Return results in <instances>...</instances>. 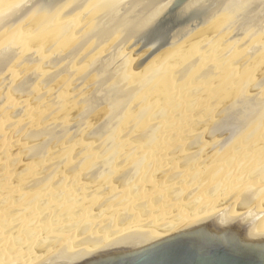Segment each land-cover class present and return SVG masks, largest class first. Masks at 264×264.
Wrapping results in <instances>:
<instances>
[{
    "label": "bare ground",
    "instance_id": "bare-ground-1",
    "mask_svg": "<svg viewBox=\"0 0 264 264\" xmlns=\"http://www.w3.org/2000/svg\"><path fill=\"white\" fill-rule=\"evenodd\" d=\"M172 12H175L174 17L177 21L169 36L167 46L157 51L159 54L154 58L155 60L145 63V67L141 68L142 70L132 71L129 68V71L127 69V72H125V69L124 71L122 69L121 74L123 75L119 76V69L126 67L133 69L132 62L136 58L128 54V58L121 59L126 62V64H123L125 67H123L122 62H116L118 54L124 53L128 47L140 38L142 39L151 28L169 17ZM260 20L264 22V0H185L175 9L166 13L153 12L148 0H56L38 14L28 17L18 15L4 0H0V101L4 107L8 106L7 102L6 105L4 103L6 99H3L4 90L7 88L9 90L5 95L8 98L21 97L27 89L33 87L39 93L34 94L37 98L35 101L29 100L28 102L25 100V103H27L25 105L18 102L13 107H5L7 112L12 114L8 116V113L7 115L11 119H6L7 117L0 118V146H3H1L2 149L7 147L9 153H15V149L13 150L14 145H19L17 146L19 149L16 147V150L21 151H19L20 156L16 153L19 157L16 162L19 161L22 165L18 163L20 166L14 168L15 172L13 173L7 168L9 171L4 170V172L2 171L4 174H1L5 177L0 178V264H94L106 257L109 258L115 254H127L177 233L197 230L201 227L217 234L230 233L244 241L264 242V226H261V222L264 221V159H253V157L259 155L258 152L262 153L264 150V141L259 142L262 143L263 148L258 147L257 144L258 140L263 137L264 132L251 141L249 155L231 149L220 153L217 156L216 163L205 164L208 167L203 165L189 166V163L194 160L188 154L194 141L191 140L192 138L189 140L188 137L192 134H196V136L199 134L201 125H198V122L203 120L202 116L204 115L201 114L200 110L196 111L195 106L204 99L202 96L205 92V95L209 96L206 95L213 104L216 102V99L213 98L221 96L211 92L213 91L211 88L215 86V89H217L220 86L216 85L215 81L205 78L207 75L202 81L208 79L209 83L212 82L211 84L201 82L203 74L200 79L198 75L199 81L192 80L195 83L191 81L188 84L183 81L190 74H193L189 73L187 76V69L193 65L194 69L196 67L197 71L202 69V72L212 75L214 79L222 78L235 83L239 82L238 68L229 67L215 70L214 65L208 64L205 55H212L211 58H215L216 60H213L219 62L220 60L226 61L224 57L227 54L232 55L233 52L234 55H237L235 62L238 64L234 63L238 67L242 66L239 63L241 61L245 64L251 61L253 53H249L248 49L259 37L257 25ZM213 35L221 36V44L219 42L214 43ZM262 39L264 40V37L260 36L257 43ZM17 45L22 48L21 55L18 51L20 48ZM216 49H220V52L216 51V53H222L220 60L217 59L219 56L216 57L217 54L214 53ZM235 49L240 50L237 52ZM22 53L25 54L22 55ZM34 53L43 58L35 57ZM219 53L218 55H220ZM258 53L260 59L257 62H260V65L264 68V43L258 48ZM166 74V78L169 80L167 84L169 90L165 93L167 96H164L167 98L153 100L155 96L152 98L151 93L153 91L156 93L157 88L151 87V93L146 94L151 97L148 96V99L144 100L147 96L143 95L144 99L138 102L140 108H142L139 110L140 113L138 111L140 115L137 114L138 116L142 115V118L137 119V115L135 116L136 119L134 118L135 120L129 118L130 121L131 119L134 120L133 123L132 121L130 123L137 129L135 135L138 136L135 138L136 140L134 139L135 142H138L139 138L143 142L134 144L126 140L129 138H125L123 142H120L123 135L130 134L127 132L120 131L116 135H110V130L107 131V129L115 124L113 123L115 119L112 120L110 117L114 113L112 110L124 107L129 98H132L130 92H126L130 93L129 95L126 93L123 95V91H127L125 83L128 82L126 81L130 80L132 82L133 80L134 82L135 80L137 83L139 82L141 85H137L136 82H134L136 84L133 82L131 84L141 86L136 88V91H141L146 88L145 86L166 76ZM8 76L13 78V83L10 82L11 78L9 80ZM121 76L127 77L124 79L125 82L123 80L122 86L124 87H121L120 84L115 85L117 82H121L117 80ZM181 76L185 79L180 80L183 78ZM90 81H94L99 87V96H93L91 93L82 94L83 92L76 94L81 100L95 102L93 106L81 110V114L76 116H79L77 120H81L84 116L85 120L89 116L93 119L92 121L90 118L94 123L90 122V119L85 121V123L89 121L88 125L90 124V127L88 126L85 129L87 131L85 137L81 139V142L70 140L72 145L69 149L60 151L59 154L62 156L56 154V160L57 157H59V160H52L56 165L53 166V170L49 168L47 165L49 163L45 158L40 160L41 163L37 162V158L33 160L34 155L32 154L35 148L32 143L30 144L32 146L30 150L24 149L21 145V136H27V133L24 132L26 131V121L33 120L32 116L35 118L34 113L36 111L33 109V112L30 111L29 105L37 101L42 106V98L46 95L55 93L54 96L56 97L58 90L53 92V89H58V84L66 87L70 85V87L76 89L79 86L84 87V84ZM145 81L147 82L145 83ZM9 83L13 85L11 86ZM263 85L256 84L255 86L258 87L259 91ZM118 87L122 89L120 91L122 94L118 92V96L123 98H118L117 94L115 95ZM253 89L255 90L256 87ZM138 91L135 93H138ZM262 92L264 93V90ZM108 93L109 95L114 94L118 99L114 97L116 101L113 103L111 101L110 104L108 99H111L112 96H108V101H105L107 97L105 95ZM191 95L196 96L197 99L195 100ZM164 96L160 97L164 98ZM252 97L253 95L244 102L240 103L239 101L238 104L235 96L234 99L231 98L227 101H231L232 104L224 103L225 105H222L223 107L219 109L220 112L218 111L221 120L219 116H216L217 111L214 115L211 111L204 112L205 115L208 113L210 115L208 123L211 118L212 121H214V117L219 119L217 122L215 119L211 127V131L214 129V132L218 131V134H212L211 131L206 132H211L213 136L215 134L216 139L217 137H224L219 135L221 131H224L222 133L226 135L230 134L228 135L230 138L227 136L229 139L236 137L250 121L264 111V101L256 102ZM29 98H32V96ZM201 98L203 99L200 101ZM160 101L162 104H159ZM40 102L42 103L40 104ZM61 102V99L57 101V108H61ZM122 102L123 104H121ZM115 105L118 107L114 108ZM17 106L20 107L16 108ZM156 106L159 108H156ZM57 110L59 112V109ZM135 110L137 111V108ZM14 116H17L19 120L14 121ZM23 117L26 118L23 119ZM113 117L115 118V116ZM153 119H157V121L152 122ZM169 119L174 123V127L171 125L168 130L164 131L165 129L162 128L167 126L166 123ZM20 121H22V125L18 127L25 129L21 135L18 137L14 135L11 138L4 136L6 132L16 128L15 124ZM42 123L43 121L38 124L40 125L38 129L32 133L35 134L39 130L48 133L51 131L49 129L55 131L54 128L62 129L63 127L60 122L53 123V127L50 128ZM226 129L230 130V133H225ZM53 131L52 134L50 133L52 138L55 136ZM105 131L109 134L108 137H106ZM178 131L181 134L185 132L186 138L182 137L180 139V133H178V137L174 138L175 133ZM144 132L147 134H144ZM50 134L48 133L51 137ZM48 135L44 137L50 139ZM104 135L106 138L103 139ZM208 136L211 137L207 134ZM100 137L104 146H98L97 150H108L109 154L104 153L103 158L106 159L105 156L107 155L109 157L102 160L104 151H98V153L102 152L99 155L100 160L95 161L93 159L91 161L92 158L87 154L89 146L92 145L90 142L99 145ZM57 138L54 139L57 141ZM40 139L35 138L32 141L36 144L37 140ZM182 139L186 140L182 141ZM210 139H213V142L216 140L215 136ZM222 139L219 143L225 147L224 144L227 139L225 138V142ZM144 140L147 143L142 148L144 154L137 151L141 155L138 154L139 156L135 155L133 157L131 152L134 150L130 148L131 150H125V154L119 156L118 152L126 146L137 145L140 148ZM211 140L207 141L211 143ZM49 141L52 142L51 140L47 142ZM117 141H119V145ZM162 141L166 142L165 145L158 147ZM217 141H219V138L215 142ZM14 142L15 144H13ZM42 142L36 144L37 146L35 145L36 149L39 147L38 145L41 146V144L47 143L44 140ZM185 143L187 149L183 148ZM207 143L201 141V144L197 146L198 151L211 150V148H208ZM47 144L44 145L45 150L49 145ZM171 145H174L172 149ZM12 146L14 147L11 148ZM118 146L120 150H117L118 156L116 157L115 150ZM223 146L222 148H224ZM163 150L169 151V153L165 151L164 157ZM66 153H69V155ZM159 153L163 154L162 157L157 156ZM170 153L171 156L168 157ZM5 154L2 155L4 159L7 157L4 156ZM8 155L11 158L10 154ZM76 155H79L81 160ZM152 156L153 158H150ZM8 157L7 159H10ZM72 157L79 159V161L76 159V166L79 169L83 168V172L76 177H74L75 173L72 175L73 177H66L65 175L61 177L56 171L57 166L61 167L63 165V158L70 159ZM116 158L118 160L119 158L122 159L116 163ZM10 160L11 165L13 161ZM173 160H176L177 164ZM107 161L111 162L107 163ZM128 161L140 165L141 170L131 173L128 171L132 166L130 164L131 166L129 165L128 168H119L123 169L121 172L116 171L117 166L128 165ZM6 163L8 164V161ZM122 163L125 164L122 165ZM240 165H243L240 171L246 172L249 169L254 171L252 177H256L258 183H255L251 178L246 180L245 177L238 176L237 172L234 171V167L238 168ZM8 167L10 168V166ZM28 170H31L30 172L34 171V173L39 170L38 173L41 174L40 176L43 179L36 184H29L28 181L31 178H27L29 176ZM71 170L74 171L75 169ZM183 175H186V178L188 175L191 180L204 176L208 177L205 185L213 187L214 192L234 187L241 194L233 199L231 209L222 208L224 202L211 203L213 209L218 211L214 213L206 211L204 205L205 194L202 193H200L201 196H195L190 205H184L182 203L184 199H182L180 192L185 186L182 179ZM154 176H166L167 182L157 184ZM56 177L57 179H55ZM214 177H216L215 181ZM65 179H68L67 183L64 182ZM108 179L111 180V183H103L102 180ZM122 186L125 190L123 189L124 191L120 192ZM27 187L32 188L30 190L32 192L28 193ZM96 188H98L97 192L104 196L101 202L98 203L91 193ZM22 189L23 192H21ZM90 189L93 190L89 192ZM215 189L217 190L215 191ZM173 193L177 197H181L177 202L163 201L164 197H170ZM257 203L260 211L252 209ZM191 206L195 207V210L189 212ZM109 218H116L119 224L111 225Z\"/></svg>",
    "mask_w": 264,
    "mask_h": 264
},
{
    "label": "rangeland",
    "instance_id": "rangeland-1",
    "mask_svg": "<svg viewBox=\"0 0 264 264\" xmlns=\"http://www.w3.org/2000/svg\"><path fill=\"white\" fill-rule=\"evenodd\" d=\"M175 17L174 16H171L170 18H168L167 20H165V22H163V24H160L157 28H156V30H155V33H153L151 36L152 37H148V38H140V40H137L132 46H130V47H128L127 48V50L124 52V53H122V54H118V56H117V59L118 60H116V62H122L121 63V65L123 66V64H126V62H124V61H122L121 59H123L124 57H129V55H131V56H135L134 58H136V59H134V61L132 62V68L133 69H131V67H126V68H121V69H119V71H120V73H118L119 74V76L120 75H123V74H121L122 72H121V70L123 69V71H124V69H125V72H127V69H128V71H129V68H130V70H132V71H138V69H139V71L140 70H142L143 68L142 67H145L144 65H145V63H147V62H151L152 60L154 61L155 59L154 58H156L157 57V54H159V53H157V51L156 50H152L151 48L153 47V45H156V43L158 44H161V45H159L160 47H162V48H164V47H166L167 46V44H168V42H169V36H170V34H171V32L174 30V26H175V24H176V19H174ZM176 20V21H174V20ZM173 20V21H172ZM259 24L257 25V31L259 32V34H258V36L260 37V36H263L264 37V22L263 21H259L258 22ZM213 37H214V43L215 42H219V44H221V36H217V35H213ZM258 37V38H259ZM257 38V39H258ZM257 39L254 41V43H252L251 44V47H250V49H248V52L249 53H253V59L251 60V61H249V62H247L246 64H245V62L243 63L242 61L241 62H239V63H241L242 64V66L241 67H238L237 65H235V63H237V62H235V59L237 58V55L235 54L234 55V53L232 52V55L231 54H227L225 57H224V59L226 60V61H222V60H220V57H222L221 55H222V53L220 54L219 52V50L220 49H216L215 51H214V53H216V51H219L218 53L220 54V55H218V53H216L217 54V56L216 57H218L217 59L218 60H220L219 62L217 61H215L216 59L215 58H213V59H215V60H213L212 58H211V56L212 55H209L208 54V56L207 55H205V57H206V59L208 60V64L209 63H211L212 65H214V69L215 70H218V69H220V68H229V67H236V68H238V70H237V72H239V77H240V81L239 82H232V81H228V80H225V79H222V78H219V79H214V77L211 75H208V74H205L204 73V71L202 72L201 70L202 69H200L199 71H197L196 70V68L194 69V67H193V65H192V67H190L189 69H187V76L189 75V73H193L191 76L189 75L186 79L184 78V77H186L185 76V74H183V76H181V77H183V78H181L180 80H183V79H185V80H183L185 83H191V81L193 80V81H195V80H198L199 81V79L201 78V76H202V74H203V78H201V82H206V83H208V84H211V83H209L208 81L209 80H211V81H215V83H217L216 85H219L220 86V88H217V89H215V86L213 87V88H211V90H213V91H211L212 93H216V94H219L221 97H214L213 99H216V102L213 104V103H211V101H210V99H208V97L205 95V93L203 94V96L202 97H204V99L203 98H201L200 99V103L199 104H196V106H195V109H196V111H201V114H204L203 116L201 115V114H198L199 116H202L203 117V120H201V121H199L198 122V125H201V128H200V131H199V134L196 136V134H192V135H190L189 137H188V139L190 140L191 138V140H193L194 142H192L193 144L191 145V148H189V150H190V152L188 153V154H190L189 155V157L191 158V159H193L194 158V160H192L190 163H189V166H191V165H193V167H195V165H203V166H206L205 164H211V163H216L217 162V156L220 154V153H222V152H227V151H229V150H231V149H236L237 151H239V152H243L244 154H247V155H249L248 154V152H249V150L251 149L250 148V144H251V141L252 140H254L256 137H259L260 136V134H262L263 132H264V111H262L256 118H254L252 121H250L241 131H240V133L236 136V137H234L233 139H229L230 137L228 136V135H230V134H228V133H230L229 131L230 130H228V129H226L225 130V133H227L228 135H226V134H224V133H222V132H224V131H221L220 133H219V135L220 136H224V137H222V138H224V139H222L221 137H217V139H216V135L218 134V131L217 132H214V129H213V131H211V127H212V125H213V123H214V121H215V119H216V122L217 121H219V119H218V117H214L213 119H214V121H212V118H211V120H209V123H208V117H210V115H209V113L207 114V115H205L207 112H212L213 113V115L215 114V112L217 111V115L216 116H219V118H220V120H221V116L220 115H218V111L220 112V110L219 109H221V107H223L222 105H225V104H229V103H231L232 104V102L230 101V102H227V101H229V100H231V98H235V96L237 97L235 100H238L237 102H238V104H239V101H240V103L241 102H244V101H246L250 96H252L253 95V97H252V99L254 100V101H256V102H263L264 101V93L262 92L263 90H264V68H263V66H261L260 65V62H257V61H259V59H260V55H259V53H258V48L264 43V40L262 39L260 42H258L257 43ZM217 40V41H216ZM262 43V44H261ZM217 44V43H216ZM17 47H19L18 45H17ZM134 47V48H133ZM149 47H151V48H149ZM215 47V46H214ZM20 48V47H19ZM161 48V49H162ZM237 52L240 50V49H235ZM18 51H19V54L21 55V51H22V48H20V49H18ZM32 51V50H31ZM33 51H34V49H33ZM36 51V50H35ZM143 51V52H142ZM131 52V53H130ZM25 54V53H24ZM23 53H22V55H24ZM35 54V53H34ZM129 54V55H128ZM36 56H38L39 58L41 57L40 55H38L37 53L35 54V57ZM123 56V57H122ZM136 56H138V57H136ZM37 57V58H38ZM215 57V56H214ZM41 58H43V57H41ZM40 58V59H41ZM126 58V59H127ZM211 58V59H210ZM263 58V57H262ZM203 59V58H202ZM235 62V63H234ZM139 63H140V65H139ZM238 64V63H237ZM40 67V66H39ZM123 67H125V65L123 66ZM142 68V69H141ZM192 69V70H191ZM193 69H194V72H193ZM190 70V71H189ZM208 70V69H207ZM118 72V71H117ZM173 72V71H172ZM172 72H168V73H172ZM176 72V71H175ZM201 72V73H200ZM167 73V74H168ZM177 73V72H176ZM180 72L178 71V74H179ZM207 73V72H206ZM167 74H166V76H163L162 78H159V79H156L155 81H153V82H151L149 85H147V86H145L146 88H144V89H142L141 91H138V93H135V92H137L136 91V88H138V87H141V86H137L138 84H139V82L137 83V81H135L134 80V82H136L137 83V85H134V84H136V83H134L133 82V80H132V82L134 83V84H131L132 82H130V80L129 81H126V80H124V79H126V78H124V76L122 77H119L117 80L118 81H121L120 83H116L115 85H119L120 84V86L121 87H124V86H122V84L126 81V82H128V83H125V88L127 89V91L126 90H124L123 92V95L126 93V92H130V93H132L131 95H132V98L130 99L129 97H127V96H125L126 98H129V100H130V103H129V100H128V102H126V105L124 106V107H121V108H115V107H118L117 105H115L114 106V110H112V111H114V113L112 114V116H110L111 117V119L113 120V119H115V120H113V123H115L114 125H115V127H114V125L112 124L110 127H108V128H110V129H107V131H109V134L110 135H116V134H118V133H120V131L121 132H127V133H133L134 135H130V134H125V135H123L120 139H121V141H120V139H119V141L120 142H123V140H125V138H129V139H132V140H129V139H126L127 141H129V142H133L134 144H139L138 142H143L142 141V139L141 138H139V140H138V142H135V138L138 136L137 134L135 135V133L137 132V129L134 127V125H132V123L134 122V120L136 119L135 118V116L137 115L138 116V114L140 113V109L142 108H140V105H139V101H142V99H144L143 97L147 94V93H151V87H155V88H157V90H156V93H154L155 91H153V93H151L152 94V98L155 96V99H153V100H156L157 101V99L158 98H160L159 100H163V99H165V98H167V97H165V96H167V94L165 95V93H166V91L167 90H169V86L167 85L168 83H169V80L166 78L167 77ZM11 75V74H10ZM108 75V74H107ZM198 75L200 76L199 77V79H198ZM207 75V76H206ZM206 76V77H205ZM178 77H180V76H178ZM204 77L205 78H208L207 80H205V81H202V80H204ZM213 77V78H212ZM8 78H9V80H10V78H11V76H8ZM197 78V79H196ZM218 78V77H217ZM119 79H122V80H119ZM123 80H124V82H123ZM128 80V79H127ZM217 80V81H216ZM192 81V83H195V82H193ZM260 81H263V82H260ZM10 82H12L13 83V78H11V81ZM129 82H130V84H131V86H129L130 84H129ZM147 81H145V83H146ZM214 83V82H213ZM126 84H128V86H126ZM256 84H261V86L263 85V87L261 88V89H259V91H258V87L257 86H255ZM4 85V84H3ZM9 85H13V84H11V83H9ZM85 86L84 87H82V86H79V88H76V89H73V87H70V85L68 86V87H66L65 85H62L61 84V86H59V84H58V89H56V88H54L53 89V92H54V90H58L57 91V96L55 97L54 96V94L53 95H46L44 98H42L43 100H42V102H43V104H42V106L41 105H39V102H37L36 101V103H31L32 105H34V106H32L31 104V106L29 105V109H31L30 111H32V109L33 110H35L34 112V115H35V118L32 116L31 118L33 119V120H31V121H29V120H27L26 121V123H25V129H26V131H24L23 129H21V128H19L18 126H21L22 125V121H20V122H18L17 124H15V126H16V128H14V129H12V130H10V131H8V132H6L5 134H4V136H6V137H8V138H11V137H13L14 135L16 136V137H18L19 135H21L22 134V132L24 131L25 133H27V136H21V145L24 147V149H27V150H30L31 148H32V146L35 148L33 151H34V153L32 154V155H34V157H33V160H36V158H37V162L38 163H41V159L42 158H45L46 160H47V162L49 163V164H47L48 166H49V168H51V170H53V166H56L55 165V163H53L52 162V160H55V161H57V160H59V157H57V160H56V154H59V152L60 151H62V150H65L66 151V149H69V147L72 145V143L70 142V140L71 141H80L81 142V139H83L84 137H85V134H86V128H88V126L90 125H88V122L90 121V122H92L93 121V119H92V117H88L86 120H89L90 118L92 119V121H91V119L87 122V123H85V116L80 120H77V118L79 117H76L77 115H80L81 114V110H86L87 108H89V107H91V106H93V104L95 103L94 101H84V100H81V98H79L78 96H76V94L78 93V92H83L82 94H84V93H91V95L93 94V96H99V87H97V85L94 83V81H90V82H88V83H86V84H84ZM86 85H90V86H86ZM117 85V86H118ZM132 85H134L133 87H132ZM139 85H141V84H139ZM192 86H193V84H192ZM4 87V86H3ZM10 87V86H9ZM31 87V86H30ZM33 87V86H32ZM96 87H97V89H96ZM121 87H118V88H116L117 89V93H115V95L118 97V98H123L122 96L120 97V96H118L119 95V93L118 92H120V91H122V89H121ZM128 87V88H127ZM254 87H256V89L254 90L253 88ZM7 88V87H6ZM107 88V87H106ZM124 88V89H125ZM135 89V91H134V89ZM259 88H260V86H259ZM5 89V88H4ZM32 89H34V90H32ZM121 89V90H120ZM221 89V90H220ZM9 90V88H7V89H5L4 90V93H3V99H6L5 100V105L8 103V106H5V107H13L14 106V104L15 103H22V104H27V103H25V100L26 101H28L29 102V100L31 101V100H33V101H35L37 98H36V96L35 95H37V94H39L38 92H36V90L37 89H35L34 87L33 88H29V89H27L26 90V92L24 93V95L23 96H21V97H18V98H8V97H6V95H5V93L7 92ZM76 91V92H75ZM134 91V92H133ZM220 91H222V92H220ZM257 91V92H256ZM28 92H29V94H28ZM35 92V93H34ZM210 92V91H209ZM256 92V93H255ZM99 93V94H98ZM121 94H122V92H120ZM129 93V94H130ZM134 93H135V95H134ZM35 94V95H34ZM81 94V93H80ZM95 94V95H94ZM126 94H128V93H126ZM128 94V95H129ZM138 94V95H137ZM209 94V93H208ZM211 94V93H210ZM114 94H110L109 95V93L108 94H106L105 96H107L106 98H105V101H108L109 100V103L112 101V103L114 102V101H116L115 99H118V98H116L115 97V95L113 96ZM137 95V96H136ZM144 95V96H143ZM165 95V96H164ZM212 95V94H211ZM32 96V98H29V97H31ZM92 96V97H93ZM108 96H112L111 97V99H108ZM135 97V99H133L134 97ZM143 96V97H142ZM147 97H145L146 99H144V100H147L148 99V96L149 95H146ZM162 96H164V98H161ZM194 97V95H191V97ZM234 96V97H233ZM61 97H63V98H61ZM114 97H115V99H114ZM149 97H151V96H149ZM190 97V98H191ZM205 97H207L206 99H205ZM34 98V99H33ZM94 98V97H93ZM157 98V99H156ZM189 98V99H190ZM195 98V100L197 99L196 98V96L194 97ZM28 99V100H27ZM62 100V102H61V108H57L56 107V103H57V101L58 100ZM108 99V100H107ZM113 99V100H112ZM133 99V100H132ZM169 99V98H168ZM193 99V98H192ZM232 99V100H233ZM9 100V101H8ZM158 100V101H159ZM170 100H172V98H170ZM32 101V102H33ZM7 102V103H6ZM42 102H40V104L42 103ZM47 103V104H46ZM106 103H108V102H106ZM108 103V104H109ZM129 103V104H128ZM225 103V104H224ZM111 104V103H110ZM121 104H123V102L121 103ZM128 104V105H127ZM159 104H162V102L160 101L159 102ZM158 104V105H159ZM201 104V105H200ZM137 105H139V106H137ZM149 105V104H148ZM147 105V106H148ZM197 105H198V107H197ZM161 106V105H160ZM201 106V107H200ZM229 106V105H228ZM232 106V105H231ZM4 107V105L2 104V102L0 101V118H5V117H7L6 119H8V118H10V117H8V116H10V114L11 113H9V112H7V109ZM18 107H20V106H17L16 108H18ZM112 107V106H111ZM120 107V106H119ZM233 107H234V104H233ZM113 108V107H112ZM111 108V109H112ZM135 108H137V111L135 110ZM139 108V109H138ZM156 108H159L158 106H156ZM57 109H59V112H58V110ZM202 109V110H201ZM216 109H218V110H216ZM116 110V111H115ZM121 110V111H120ZM119 111V112H118ZM138 111H139V113H138ZM194 111V110H193ZM195 111V112H196ZM33 112V111H32ZM118 112V115L116 114ZM135 112H136V114H135ZM194 112V113H195ZM204 112H206V113H204ZM221 112H222V110H221ZM8 113H9V115H8ZM138 113V114H137ZM223 113V112H222ZM37 114V115H36ZM196 114V113H195ZM220 114V113H219ZM8 115V116H7ZM12 115V114H11ZM109 115V114H108ZM140 115V114H139ZM37 116V117H36ZM113 116H115V118L113 117ZM142 116V115H141ZM141 116H138L137 117V119L139 118V117H141ZM207 117V118H205V117ZM76 117V118H75ZM109 117V116H108ZM113 117V118H112ZM195 118L197 117L196 115L194 116ZM24 118H26V117H23V119ZM129 118H132V119H134V120H132L131 119V121H132V123H130L131 121L129 120ZM142 118V117H141ZM201 118V117H200ZM11 119V118H10ZM13 119H14V121H18L19 120V118L17 117V116H14L13 117ZM129 121H128V120ZM144 119V118H143ZM207 119V120H206ZM218 119V120H217ZM112 120H111V122H112ZM41 121H43V123L42 124H44V125H46L47 126V128H50L51 126H52V124L53 123H56V122H60V123H62L63 124V127H62V129L61 128H54V130L56 131H53L52 129H49V130H51L50 132H48L49 134L53 131V135H55L54 136V138H56V137H58L57 138V141H56V139H54V138H52V133L50 134L51 135V137L48 135V133L46 132V131H37L35 134L34 133H32V132H34V131H36V129H38V127L40 126V125H38L39 123H41ZM110 121V120H109ZM155 122V121H157V119H153L152 120V122ZM30 123V125H29V123ZM117 122V123H116ZM171 122V124H169ZM92 123H94V122H92ZM91 123V124H92ZM24 124V123H23ZM41 124V125H42ZM137 124V123H136ZM167 124V126H165V127H163L162 129L164 130V131H166V130H168V128L171 126V125H173L172 127H174V123L169 119L168 120V122L166 123ZM43 125V126H44ZM87 125V126H86ZM92 125H94V124H92ZM169 125V126H168ZM53 127V126H52ZM90 127V126H89ZM92 127V126H91ZM138 127V126H137ZM167 128V129H166ZM210 128V129H209ZM224 130V129H223ZM107 131H105V134H107L106 132ZM174 131H176V130H174ZM180 131V130H179ZM177 132V133H175V135H174V138L175 137H178V133H180V132ZM206 131H211L212 132V134L213 133H215L214 134V136H215V139L216 140H218V138H219V141H217V142H215L216 140H214V142L210 139V138H213L214 136L211 134V132H206ZM220 131V130H219ZM47 134H46V133ZM58 132V133H57ZM148 132V131H147ZM151 132V131H150ZM205 132H206V134H205ZM166 133V132H165ZM32 134H34V135H32ZM44 134V135H43ZM45 134H46V136L48 135L49 136V138L50 139H48V137H47V139L48 140H51L52 142H47L48 140L45 138L46 136H45ZM109 134H107V136L106 137H108V135ZM144 134H147L146 132H144ZM148 134H150V133H148ZM176 134H177V136H176ZM181 134V133H180ZM184 134V135H183ZM183 134H181V137H180V139L183 137V138H186L185 136H186V133L184 132ZM207 134L208 135H211V137L210 136H208L207 137ZM23 135H25V134H23ZM204 135H206L205 137H204ZM37 136V137H36ZM45 136V137H44ZM71 138H70V137ZM128 136H130V137H128ZM213 136V137H212ZM229 138H228V137ZM262 138L261 139H259L258 140V142H257V144H258V147H261V148H263V146L259 143V142H261V141H264V133L262 134ZM70 139H69V138ZM105 137V135H104V137H103V139L104 138H106ZM201 137H202V139H201ZM206 137H207V139H206ZM35 138L36 139H43L44 140V142H47V143H45V144H47L48 146H47V148H46V150H45V144L43 145V144H41V143H43L42 141L43 140H37V143L36 144H39V142H41L40 144H41V146L40 145H38L39 147H37V149H39V150H37L36 149V147H35V145L36 144H34L33 143V139L35 140ZM206 140H205V139ZM222 139V141H224L225 142V140L227 141L224 145H225V147L224 148H222V146H221V144L219 143L220 142V140ZM226 138V139H225ZM47 141H46V140ZM53 139V140H52ZM69 139V140H68ZM135 139V140H134ZM147 139V138H146ZM145 139V140H146ZM145 140H144V143H142V145H141V147L139 148L137 145V147L135 146V145H133L134 146V148H132L131 146H126L125 148H123L121 151H119L118 153H119V156H121V155H123V154H125V150L127 151V150H129L130 148L132 149V150H134L133 152H131V154L133 155V157L136 155V156H139V155H141V154H139L140 152H142V154H144V152L142 151V148H144V144L146 143L145 142ZM159 140H160V137H159ZM186 139H182V141H185ZM207 140H211V143H210V141H207ZM247 140V141H246ZM55 141V142H54ZM119 141H117V143L119 142ZM147 141V140H146ZM201 141H202V143H207L208 144V148H211V150L210 149H208V150H205L204 152H201V151H198L199 149H198V147L197 146H199L200 144H201ZM205 141V142H204ZM207 141V142H206ZM36 142V141H35ZM103 142V141H102ZM148 142H149V140H148ZM213 142V143H212ZM32 143V146H30V144ZM98 143H100L99 145L97 144V143H95V142H90V144H92L91 146H89V152L87 153V154H89L88 156H90L91 158H92V160L91 161H93V159L95 160V161H99L100 160V158H99V155L102 153V158H103V156H104V153L105 154H107L108 152V150H97L98 148V146H101V145H103L102 143H101V137H100V142H98ZM166 143V142H165ZM165 143L162 141V142H160L159 143V146L158 147H160L161 145H165ZM13 144H15V142L13 143ZM120 143H118V145H119ZM129 144V143H128ZM147 144V143H146ZM167 145V144H166ZM2 146V145H1ZM0 146V147H1ZM15 146V147H14ZM14 146H12L11 148H13V150L15 149V153L14 152H12V153H9L7 150H8V148L7 147H5V149H4V151H3V149H2V147H1V151L2 152H4V153H6L4 156H9L8 154H10V156H11V158L10 157H8V158H10V159H7V157H5L6 159H4V158H2V155L4 154H2L1 156H0V158H2V159H0V161H1V163L3 164L4 162L6 163L7 161H8V166H10V168L6 165V164H1L0 163V165L3 167V168H5V169H3L1 166V170H0V178H4L5 176H3V175H1L3 172H4V170L6 171H9V170H11V172L13 173V172H15V169L14 168H17L18 166H20L21 164H20V162L19 161H17L16 162V160H19V159H17V158H19L18 156H20V152L19 151H21V150H16V147L17 146H19V145H14ZM37 146V145H36ZM43 146H44V148H43ZM104 146V145H103ZM106 146V145H105ZM121 146V145H120ZM172 147H171V149L173 148V146L174 145H171ZM187 146H186V143L184 144V146H183V148L185 149ZM196 147H197V150H196ZM7 148V149H6ZM163 148H165V146H163ZM17 149H19L18 147H17ZM104 149V148H103ZM130 149V150H131ZM136 149V150H135ZM138 149V150H137ZM141 149V150H140ZM161 149V148H160ZM166 149V148H165ZM187 149V148H186ZM35 150H36V152H35ZM43 150V152H41ZM117 150H120V148H119V146L116 148V157L118 156L117 154ZM140 150V151H139ZM167 150V149H166ZM166 150H163L162 151V153L164 154H162V153H159V154H157V156L158 157H162V155H163V157L165 156V154H166ZM0 151V154L2 153ZM40 151V152H39ZM98 151H102L101 153L99 152L98 153ZM139 153H138V152ZM166 151V152H165ZM37 152H38V154H37ZM67 152H68V150H67ZM122 154H121V153ZM130 152V151H129ZM165 152V153H164ZM16 153H18L17 155H16ZM167 153H169V151L167 152ZM243 153H242V155H243ZM252 153H254V152H252ZM40 154V155H39ZM66 154H68L69 155V153H66ZM109 154V153H108ZM139 154V155H138ZM250 154H251V152H250ZM256 154V153H255ZM259 154V155H258ZM258 156H255V157H253V159H264V150H263V152L261 153H259L258 152ZM16 157H14V156ZM37 155V156H36ZM60 155V154H59ZM161 155V156H160ZM3 156V157H4ZM13 156V157H12ZM58 156V155H57ZM60 156H62V155H60ZM77 157L79 156V155H76ZM75 156V157H76ZM171 156V153L168 155V157H170ZM55 157V158H54ZM96 157V158H95ZM106 157V159L109 157L108 155L107 156H105ZM52 158H54V159H52ZM150 158H153V156L152 157H150ZM243 158V157H242ZM4 159V160H3ZM15 159V160H14ZM76 159L77 158H63V160H62V162H63V165H61V167L58 165L57 166V168H56V171L58 172V174H60V176L62 177V176H66V177H73L72 175L75 173V176L74 177H76L77 175H79V174H81L82 172H83V168H78V166H76ZM79 159L81 160V158H80V156H79ZM79 159H77L78 161H79ZM98 159V160H97ZM105 158H103L102 160H104ZM105 159V160H106ZM122 158H119V160H121ZM9 160L10 161H13L12 162V164L10 165V163H9ZM43 160V159H42ZM118 158H116L115 159V162L117 163L118 161ZM177 160V159H176ZM176 160H173L174 162H176ZM15 161V162H14ZM31 162V161H30ZM108 162H111V161H107V163ZM124 162H125V160H124ZM20 165H19V164ZM14 164H15V166H14ZM35 164V163H34ZM125 163H122V165H124ZM130 164H132V166L130 165ZM173 164V163H172ZM175 164H177V162L175 163ZM47 165H44V166H47ZM80 165V164H79ZM126 165V164H125ZM117 166V172L119 171V172H121V170H123L124 168H128V166L130 165L131 167H130V169L128 170V171H130L131 173H133V172H136V171H140L141 169H140V165L138 166V164L137 163H129V161H128V165H126V166ZM6 166V167H5ZM13 166V167H12ZM22 166V165H21ZM243 165H240V166H238V168H235L234 167V171H236L237 172V174H238V176H240V177H242V178H246V180H249L250 178L251 179H253L254 181H255V183H258L257 181H256V177H252L253 175H254V171H251V169H249V170H247L246 172H243V171H240V168L242 167ZM38 167V166H37ZM206 167H208V166H206ZM251 167H253V166H251ZM9 170H8V169ZM12 168V169H11ZM119 168H123V169H119ZM247 168V167H246ZM71 169H75L74 171H72ZM14 170V171H13ZM3 171V172H2ZM31 171V170H30ZM29 170H28V172H29V176L27 177L28 179H30L29 181H28V183L29 184H36L39 180H42L43 179V177L42 176H40L41 174H39L38 173V171L39 170H36L35 171V173H34V171H32V172H30ZM55 171V170H54ZM41 172V171H40ZM31 173V174H30ZM4 174V173H3ZM33 174V175H32ZM263 174H264V171H263ZM212 175H215V174H212ZM32 176V177H31ZM184 176V178H186V175H183ZM183 176H182V179H183V183L185 184V186H184V189H182V191H180L181 192V195H182V199H184L183 200V204L184 205H186V204H191L192 202H191V200H194V197L195 196H201V194L200 193H202V194H205L204 195V197L206 198H204V205H205V207H206V211L207 212H210V213H214V212H218V211H216V209H213V207H212V205L213 204H219V203H222V202H224V205L222 206V208H227V209H231V206H232V201H233V199L237 196V195H239V194H241L240 192H239V190L237 189V188H227V189H225L224 191H217V192H214L213 190L214 189H212L211 187H209V186H207V185H205V181L208 179V177H199V178H197L196 180H191V179H189V176L187 175V178L184 180V178H183ZM34 177V178H33ZM166 176H154V178H155V182L157 183V184H164L165 182H167V178H165ZM27 179V180H28ZM55 179H57V177L55 178ZM188 179V180H187ZM109 180V179H108ZM102 180L103 181V183H106L107 184V182H109V183H111V180ZM216 180V177H214V181ZM65 183H67L68 182V179H65V181H64ZM262 182V181H261ZM172 183V182H171ZM20 184V183H19ZM28 188V193H30V192H32V191H30V190H32V188H30V187H27ZM97 189L98 188H96V190L94 191V192H91L92 193V195H94L93 196V198L95 199V201L98 203V202H101V200L104 198V196H102L101 194H99L98 192H97ZM125 190V188H124V186H122V189H120L121 191L120 192H123L124 190ZM93 189H90V190H88L89 192L90 191H92ZM217 189H215V191H216ZM19 192V191H18ZM21 192H23V189L21 190ZM239 192V193H238ZM1 198V197H0ZM181 197H177L174 193L170 196V197H164V199H163V201L164 202H177V200H179ZM143 200H145V198H143ZM85 202V201H84ZM211 203H213V204H211ZM252 209H254V210H259L260 211V207H259V204L257 203V204H255V206L254 207H252ZM195 210V207H193V206H191V210L189 211V212H192V211H194ZM218 210H219V208H218ZM109 220V222H111V225H117V224H119L118 223V220L116 219V218H109L108 219ZM261 226H264V221L263 222H261Z\"/></svg>",
    "mask_w": 264,
    "mask_h": 264
},
{
    "label": "water",
    "instance_id": "water-1",
    "mask_svg": "<svg viewBox=\"0 0 264 264\" xmlns=\"http://www.w3.org/2000/svg\"><path fill=\"white\" fill-rule=\"evenodd\" d=\"M4 1L15 13L28 17L38 14L56 0ZM184 1L148 0V4L153 12L166 13ZM174 13L151 28L144 38L152 37L156 28ZM159 45L156 43L151 49L159 51L162 48ZM94 264H264V242L244 241L230 233L217 234L201 227L177 233L127 254L106 257Z\"/></svg>",
    "mask_w": 264,
    "mask_h": 264
}]
</instances>
